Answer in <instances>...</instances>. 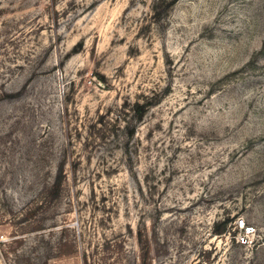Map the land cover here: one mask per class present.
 Wrapping results in <instances>:
<instances>
[{
    "label": "rangeland",
    "instance_id": "obj_1",
    "mask_svg": "<svg viewBox=\"0 0 264 264\" xmlns=\"http://www.w3.org/2000/svg\"><path fill=\"white\" fill-rule=\"evenodd\" d=\"M0 264H264V0H0Z\"/></svg>",
    "mask_w": 264,
    "mask_h": 264
},
{
    "label": "built area",
    "instance_id": "obj_2",
    "mask_svg": "<svg viewBox=\"0 0 264 264\" xmlns=\"http://www.w3.org/2000/svg\"><path fill=\"white\" fill-rule=\"evenodd\" d=\"M233 226L235 229L234 231L236 232L234 237L237 242H240V244L243 245L254 243L256 231L252 226L246 224L243 218L238 217L237 219H235Z\"/></svg>",
    "mask_w": 264,
    "mask_h": 264
}]
</instances>
